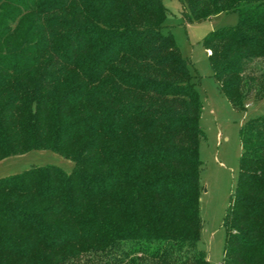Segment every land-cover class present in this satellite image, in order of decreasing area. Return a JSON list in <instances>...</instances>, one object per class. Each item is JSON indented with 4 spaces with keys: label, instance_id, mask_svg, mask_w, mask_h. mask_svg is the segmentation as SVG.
Wrapping results in <instances>:
<instances>
[{
    "label": "trees",
    "instance_id": "obj_1",
    "mask_svg": "<svg viewBox=\"0 0 264 264\" xmlns=\"http://www.w3.org/2000/svg\"><path fill=\"white\" fill-rule=\"evenodd\" d=\"M233 108L264 100V0H180ZM164 0H0V264H210L199 247L203 101ZM221 264H264V115L240 130Z\"/></svg>",
    "mask_w": 264,
    "mask_h": 264
},
{
    "label": "rangeland",
    "instance_id": "obj_2",
    "mask_svg": "<svg viewBox=\"0 0 264 264\" xmlns=\"http://www.w3.org/2000/svg\"><path fill=\"white\" fill-rule=\"evenodd\" d=\"M168 8L165 24L170 29L189 61L203 101L201 127V216L203 229L199 247L210 264H221L225 255V217L230 206L240 172L242 140L240 130L249 119L264 115V100L248 101L243 111L233 108L221 93L214 78L205 37L214 29L236 25L237 13H221L203 21L188 23L183 18L180 0H164ZM56 164L71 171L75 162L53 150H32L0 161V177L22 172L33 165Z\"/></svg>",
    "mask_w": 264,
    "mask_h": 264
},
{
    "label": "built area",
    "instance_id": "obj_3",
    "mask_svg": "<svg viewBox=\"0 0 264 264\" xmlns=\"http://www.w3.org/2000/svg\"><path fill=\"white\" fill-rule=\"evenodd\" d=\"M208 52H209V54H211V53H212V51H211V50H208Z\"/></svg>",
    "mask_w": 264,
    "mask_h": 264
}]
</instances>
